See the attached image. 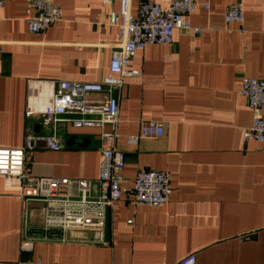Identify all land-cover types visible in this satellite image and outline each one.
Wrapping results in <instances>:
<instances>
[{"label":"crops","instance_id":"1","mask_svg":"<svg viewBox=\"0 0 264 264\" xmlns=\"http://www.w3.org/2000/svg\"><path fill=\"white\" fill-rule=\"evenodd\" d=\"M53 1L62 18L40 32L24 19L26 0H5L0 11V148L51 134L26 116L29 78L95 82L109 72L118 30L107 19L120 0ZM140 1L131 0L134 13ZM233 3L242 23L226 22ZM189 19L201 32L177 29L170 45L139 50L131 65L141 75L125 78L119 93L122 187L141 169L169 172V201L136 205L126 193L107 208L103 229L88 231L97 239L44 238L41 209L25 213L22 188L0 176V264H175L189 254L196 264H264V143L244 139L253 115L240 94L243 77L264 79V0H199ZM152 121L164 124L162 136L127 142ZM59 129L58 150L35 144L30 173L96 179L106 145L99 131Z\"/></svg>","mask_w":264,"mask_h":264},{"label":"built area","instance_id":"2","mask_svg":"<svg viewBox=\"0 0 264 264\" xmlns=\"http://www.w3.org/2000/svg\"><path fill=\"white\" fill-rule=\"evenodd\" d=\"M24 19L30 31L40 32L62 18L60 5L53 0H26ZM105 3L109 0H103ZM5 0H0V11ZM199 0H169L163 7L156 0H141L136 13L131 0H120V7L108 16V23L118 30V40L111 52L109 72L101 80L82 82L70 80H28L26 116L48 124L51 134L28 133L20 148H0V176L22 188L23 210L39 208L43 214L44 238L66 236L75 231L103 229L106 212L124 194H130L136 205L158 207L169 201L172 174L160 170L141 169L132 188H123L126 155L114 145L118 138L119 93L124 79L141 73L132 67V59L149 44L170 45L177 29L200 33L190 15ZM210 7V3L206 4ZM227 23L244 21L241 4L226 7ZM240 94L246 96L252 111L251 125L244 132L245 140L264 143V79L243 77ZM104 97L101 98V95ZM70 124L75 129H97L106 143L101 148L98 176L94 180L68 177H36L28 170L31 152L36 143L46 142L58 150L62 137L59 125ZM140 131L127 138L138 143L146 137H159L165 126L158 122H143ZM36 202V206L32 203ZM195 254H189L175 264H196ZM66 264V263H53ZM75 264V263H74Z\"/></svg>","mask_w":264,"mask_h":264},{"label":"water","instance_id":"3","mask_svg":"<svg viewBox=\"0 0 264 264\" xmlns=\"http://www.w3.org/2000/svg\"><path fill=\"white\" fill-rule=\"evenodd\" d=\"M74 141V139L73 138H71L69 141H68V143H72ZM81 145H84V144H81ZM90 232H88V231H78V232H74L73 233V237L76 239V238H79V239H92V237H93V239H97L98 238V233L97 234H89Z\"/></svg>","mask_w":264,"mask_h":264}]
</instances>
